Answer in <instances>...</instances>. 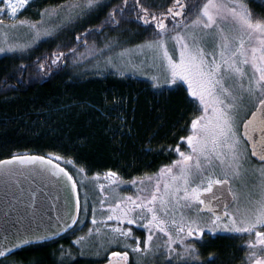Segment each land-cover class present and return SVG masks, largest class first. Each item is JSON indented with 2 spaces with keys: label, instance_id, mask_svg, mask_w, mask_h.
<instances>
[{
  "label": "trees",
  "instance_id": "1",
  "mask_svg": "<svg viewBox=\"0 0 264 264\" xmlns=\"http://www.w3.org/2000/svg\"><path fill=\"white\" fill-rule=\"evenodd\" d=\"M71 1L35 0L22 14ZM85 1L78 0L81 4ZM195 1L182 0L189 8ZM150 2L140 0V5L149 8ZM105 3H109L107 21L69 25L58 38L60 45L45 39L33 50L0 55V159L40 154L64 165L72 176L82 169L87 177L114 172L130 180L151 174L177 158L175 149L183 145L181 137L187 135L199 111L182 85L160 87L143 78L113 72L98 76L69 73L76 61L72 57L93 47L90 44L101 33L109 38L132 36L137 26L143 28L139 29L142 38L149 33V25L138 19L144 14L136 0ZM159 3L157 10H149L159 15L172 7L173 0ZM113 12L118 24L109 22ZM166 19L169 22L172 17ZM66 41L70 43L64 45ZM78 61L76 68L87 64L84 59ZM93 190L94 200L79 191V214L70 229L55 238L20 247L1 257L0 264H103L109 261L110 253L120 249L128 252V264H250L249 239L237 234L192 239L189 243L198 259L178 250L181 256L173 253L175 259L168 260L163 239L161 243L154 240L160 246L155 252H134L135 247L130 246L134 238L144 247L143 231L133 228L131 242L113 237L106 225L94 218L98 209L92 202L100 197L99 191Z\"/></svg>",
  "mask_w": 264,
  "mask_h": 264
},
{
  "label": "snow or ice",
  "instance_id": "2",
  "mask_svg": "<svg viewBox=\"0 0 264 264\" xmlns=\"http://www.w3.org/2000/svg\"><path fill=\"white\" fill-rule=\"evenodd\" d=\"M29 2L30 0H17L14 4L11 0H0V3L6 5V9L0 10H10V15L14 17L19 9ZM260 2L264 3V0ZM97 3L98 0H87L82 6L78 0H72L67 5L58 6L57 10L48 11L47 15L51 17L54 12L66 10L65 18L70 20L73 17H79L86 9L92 8ZM126 3L127 0H125ZM136 3L140 5V0H136ZM140 10L144 15L139 16L138 19L143 20L145 25L155 24L156 35L159 38L146 41L139 47L153 51L156 58H160L162 53L168 73L166 82L176 84L177 81H182L186 84L188 94L199 101L203 111L191 121L190 134L187 137H181L182 141H186L189 150L181 151L179 146L175 149L180 158L160 170L150 197L146 199L137 197L136 200L127 197L132 207L122 208L118 203L112 212L115 214L119 210L122 217L128 220V224L135 223V220L128 219L129 214L134 210L139 209L142 214L144 211L150 213L151 219L144 225L149 229V235L143 241L144 247L141 248V242L137 241L133 251L142 252L145 255L152 251L151 242L154 238L152 229L155 228L168 236L164 247L168 249L169 257H171L176 250L172 248L173 238L167 230L168 223L175 227L181 243L185 238L180 235L182 233H186L188 237L194 235L202 237L204 233V228L201 227L198 219L185 216L183 213L177 219L175 210L186 208L191 211L196 208L198 215L206 207L213 214V219L208 224L209 231L215 233L217 229L223 228L229 232L247 233L250 236L254 233V241H248V260L250 264H264V167L253 169V173L258 175V180L253 185V190L247 194L243 208L240 207L239 196L233 191L231 185L232 180L241 176V169L245 161L249 159L248 143L252 145L251 156L258 157L264 164V16L254 18L245 0H227V2L225 0H205L191 23L176 20V17H182L186 12L191 11L182 0H173L172 7L159 15L142 5H140ZM45 14L40 13L42 21ZM168 16H171L174 21L171 30L164 22ZM42 21L29 25L35 31L37 39L41 35L51 34L47 30L40 31L39 24ZM109 22L119 23L115 19V12L109 13ZM177 29L182 31H177ZM189 29H200L201 31L197 33ZM169 31H176V35L171 39L180 47L178 61L173 59L165 46V36ZM209 46L212 50L206 51ZM11 50L8 49V51ZM3 51L5 49L0 48V52ZM52 63L56 61L53 60ZM229 81L236 83L230 87L228 86ZM246 100L249 102L258 100V104H256V111L251 113V118L243 122L242 138L239 135V121L241 112L247 111ZM257 131L261 134L259 140H255L252 136V133ZM13 159L43 161L44 157L17 156ZM48 162L51 163V161ZM4 163H10V161ZM174 169H178V172H174ZM107 176L115 177L116 173L109 172ZM217 176H223V178H216ZM68 179L71 180V176ZM161 184H163V189H161ZM214 185L221 186L218 189L220 196L213 192ZM225 186L231 194L230 202L237 203V208L235 214L229 212L227 211L228 204L225 203L223 216L227 219V223L221 224V216L215 214L210 206L211 201L206 203L202 194L212 193V200L216 201L226 199L223 191ZM72 187L75 189V183ZM103 187L101 185V188ZM157 203L159 210L165 216L171 209L170 221L161 219L157 215ZM114 218L120 220L121 216L107 217L108 220ZM72 219L75 222V218L72 217ZM95 223L96 220L93 219V224ZM111 231L123 237L132 235L130 230L125 231L119 227ZM159 247L157 246V250ZM5 251H0V257L5 255ZM195 251L192 245H187L185 248V254L198 259L195 257ZM113 255L121 254L113 253ZM176 255L179 258L181 253H176ZM123 258L127 260V253H123Z\"/></svg>",
  "mask_w": 264,
  "mask_h": 264
},
{
  "label": "rangeland",
  "instance_id": "3",
  "mask_svg": "<svg viewBox=\"0 0 264 264\" xmlns=\"http://www.w3.org/2000/svg\"><path fill=\"white\" fill-rule=\"evenodd\" d=\"M11 2L15 4L17 0H11ZM34 2L35 0H30V2L25 7L19 9V11L14 17L10 15V10H0V21H2V23H0V48L5 49V51L0 52V55L5 53L20 54L29 50H33L35 47L37 48L38 46H41V41L45 39H47L48 41H50L51 39L53 41L55 40V44L60 45L58 38L60 34L63 33L62 32L63 30L66 31L68 29L67 27L69 25L71 24L75 25L76 23L78 24V22L80 21L83 22L80 23L78 26H84L98 22L102 23L105 20L107 21L108 19L107 11L109 10V3L107 6H105L106 4L105 2H110V0H102L92 8L86 9L79 17H73L70 20L65 18L66 10L54 12V14L51 17L47 15L48 11L57 10L59 5L47 6L42 9L43 11L36 10L33 13L31 11L30 14H27V16H25L26 14L23 15L22 13L26 9H28L27 7L30 4H33ZM71 2H64L60 5H67ZM86 2L87 1H85V3L82 2L84 4L81 3L80 4L83 6L86 4ZM204 2L205 0H196L192 5V7L190 6L191 11L186 12L182 17H176V20H184L188 23H191V20L196 18V15L198 14L199 9L200 7H202ZM225 2H227V0H225ZM245 2L248 4V7L254 14V18H259L264 16V3H261L260 0H245ZM159 6H160L159 0H151V2L149 3V8L152 11L157 10ZM0 9H6V5L4 3H0ZM42 12L46 13L45 16L43 17V21L40 15V13ZM85 16L87 17L85 18ZM145 18L147 19V17ZM121 19H124L127 22L130 21V18L127 20L125 17H122ZM22 21L25 23L22 24L21 23ZM38 21H42L39 24L40 31L43 32L47 30L51 33L50 35L47 36L41 35L38 39L36 38L35 31L31 29L29 25L36 23ZM164 22L167 25L168 29L171 30L173 28V24H174L173 20L168 22V19H165ZM141 25L143 26L142 23ZM137 27H138L137 31L135 32L136 34L132 36L118 34L116 36H112L114 38H109L105 36L103 33L96 36L92 41V44H90L93 47L86 48L83 51L80 50L77 54H75L72 57V59L76 61H73V64L69 68L71 70V72L69 73L71 75L74 73L76 75L81 74V76L82 75L98 76L104 73L113 72L116 73L117 75L131 76V77L133 76L141 79L143 78L160 87L182 85L187 91V85L184 84L182 81H177L176 84H169L166 82V80L168 79V73L166 70V61L163 60L162 53L160 54V58H156V55L153 53V51L147 48L139 47L144 45L146 41L155 40L159 38L156 35L157 30L155 29V25L153 27L149 26L150 27L149 33H147V35L144 36L143 38L139 34V29L142 31L143 28L141 26H137ZM177 31H182V30L177 29ZM189 31H196L197 33H199L201 30L189 29ZM77 33L79 32L76 31L75 34ZM175 35H176V31H169L167 33V35L165 36V41H166L165 46L167 47L169 54L173 57V59L178 61L180 47L176 44L174 40L171 39V37ZM68 43L70 42L66 41L64 45H67ZM95 48H99V49L96 50ZM8 49H12V50L8 51ZM211 50H212L211 46L206 48V51H211ZM57 51L60 52V50ZM83 59L86 61L87 64H80L79 68H76L77 64L79 63L78 60L82 61ZM235 83L236 82L234 81H229L228 86L231 87ZM193 99L195 100V98ZM195 101L199 107V111L197 115L199 116L202 114L203 109L199 105V101L198 100ZM245 103L247 106V111L246 112L242 111L240 114V121H239L240 136H241V125L243 121L256 107L258 100L255 102H249L246 100ZM197 116L193 117L192 120L195 119ZM190 127H191V122H190ZM189 134H190V128L185 137H187ZM182 142L183 145H181V147L179 148L181 151L187 152L189 150L187 143L186 141H182ZM247 154L249 159L245 161L244 166L241 169V176L238 179L231 181L233 191H235L239 196V205L241 208H243L246 202L247 194L249 193V191L253 190V185H255L258 180V175L253 173V169L264 167V164L254 160L250 156L248 146H247ZM176 157L177 158L174 159L173 161L180 158L178 153ZM172 162L161 166L157 171L151 174L143 175L141 177L133 178L130 180H123L117 175L115 177H108L107 174L109 172H104L101 174L92 175V177H87L86 175L83 174L82 171H76V174L73 175V179L78 188V192L81 191V193L85 196V198L89 197L91 200L92 199L94 200L95 190H93V187L99 191L100 198H98L97 201L92 202V205L95 206L96 209H98L96 211L97 215H95L94 218L98 219V221L101 224L106 225L109 233H111L113 237H119L121 239L130 241L133 237V234L129 237H123V236H119L116 233H113L111 229L119 227L122 230L125 231L130 230L131 233H133V228H137L143 231L144 240H146L149 235V229L145 228L144 225L147 224L148 221L151 219L150 213L144 211L142 214L139 209H136L128 216V219L135 220V223L128 224V220L122 217V214L119 210L114 214L112 212V209L115 208L118 203L121 205L122 208L132 207L131 203L126 199L127 197H132L133 200H136L137 197L145 198V199L149 198L151 195V191L154 188L156 180L159 176L160 170L165 166H170ZM174 172H178V169H174ZM216 178H223V176H217ZM133 181H135V183H133ZM197 183H199L198 180ZM101 185H103L104 187L101 188ZM161 189H163V184H161ZM102 201L103 203H101ZM156 208H157V215L161 219H165L168 221L171 220L172 218L171 209L169 210V214L165 216L164 213L159 210L158 203L156 205ZM236 208H237V203L233 202L227 211L235 214ZM181 213H183L185 216L198 219L200 221L201 227L204 228L203 235L211 236V235L237 234L239 236H245L249 240L254 241L255 239L254 233L251 234L250 236L247 233L229 232L224 230L223 228L217 229L215 233L209 231L208 224L209 221L213 219V216H211L208 213H199L197 215L196 208H193L191 211H189L186 208H177L175 210V216L177 219H179ZM110 215L121 216V219L118 220L114 218L112 220H108L107 217ZM237 219H239V215H237ZM220 223L221 224L227 223V219L225 217L222 218ZM167 230L172 235L173 238L172 248H174L176 252L180 250L181 252L185 253L186 246L190 245L189 241H191L192 239L194 241L201 238V236H197V235L188 237L186 236V233H182L180 235L184 236L185 238L183 243H181L179 237L177 236L175 227L172 226L171 223L167 224ZM152 232L154 233V238L153 241L151 242V245H152V251L155 252L157 248V244L154 243V240H158L160 242V240L163 239L165 243H167L168 236L165 235L164 233L159 232L155 228L152 229ZM137 241H139V238L138 239L134 238L133 242L130 241L131 242L130 246L136 247ZM110 243H115V241H109V244ZM122 248L129 249V246L126 245L125 247ZM165 249L167 251L166 256L168 260L173 259L174 258L173 253L171 254V257H169L168 249L167 248ZM123 250L124 249H120L119 251H114L110 253L109 260L122 261L124 262V264H128L129 254L127 251H123ZM113 253H119L121 255L114 256ZM123 253H127V260L123 258ZM178 262H181V260H179ZM248 263L250 262L248 261Z\"/></svg>",
  "mask_w": 264,
  "mask_h": 264
},
{
  "label": "water",
  "instance_id": "4",
  "mask_svg": "<svg viewBox=\"0 0 264 264\" xmlns=\"http://www.w3.org/2000/svg\"><path fill=\"white\" fill-rule=\"evenodd\" d=\"M253 111H256V107ZM251 113L245 120L251 118ZM243 133L242 123V138ZM260 135L259 131L252 133L255 140H259ZM247 145L251 156L252 145L250 143ZM17 156L44 157V160H14L13 157ZM252 158L261 162L258 157ZM5 161L10 163H4ZM57 165L59 167H56ZM69 176L71 174L65 166L40 154H14L0 159V251L7 249L5 255H8L25 245L55 238L74 225L79 214L80 199L77 187L75 189L72 187L74 179L71 176L72 179L69 180ZM220 188L221 186L215 185L213 187V192L217 196H220L218 190ZM223 191L226 199L222 198L219 201L212 200V193L202 194L206 203L211 201V208L221 218H224L225 203L228 207L232 204L231 194L228 193L226 186ZM202 212L213 215L206 207ZM72 217L75 218V222ZM103 264L124 262L110 260Z\"/></svg>",
  "mask_w": 264,
  "mask_h": 264
},
{
  "label": "flooded vegetation",
  "instance_id": "5",
  "mask_svg": "<svg viewBox=\"0 0 264 264\" xmlns=\"http://www.w3.org/2000/svg\"><path fill=\"white\" fill-rule=\"evenodd\" d=\"M228 210V209H227Z\"/></svg>",
  "mask_w": 264,
  "mask_h": 264
}]
</instances>
